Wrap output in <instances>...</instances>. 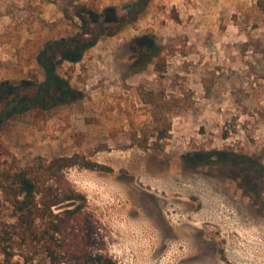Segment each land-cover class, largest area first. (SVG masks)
I'll return each instance as SVG.
<instances>
[{
  "label": "rangeland",
  "instance_id": "374dc122",
  "mask_svg": "<svg viewBox=\"0 0 264 264\" xmlns=\"http://www.w3.org/2000/svg\"><path fill=\"white\" fill-rule=\"evenodd\" d=\"M136 4L0 0V142L18 167L76 157L48 183L118 264H264V0Z\"/></svg>",
  "mask_w": 264,
  "mask_h": 264
},
{
  "label": "trees",
  "instance_id": "16d2710c",
  "mask_svg": "<svg viewBox=\"0 0 264 264\" xmlns=\"http://www.w3.org/2000/svg\"><path fill=\"white\" fill-rule=\"evenodd\" d=\"M146 2L137 0L135 9L128 11L129 16L142 11ZM87 45L80 42L66 48L62 60L77 63ZM40 65L46 78L52 80L55 65L50 60ZM169 127L168 124L156 132V144L166 139ZM13 159L0 142V264L19 263L15 259L32 263L37 257L46 264H118L108 254L103 236L87 215L84 196L48 183L59 169L75 163L76 157L24 167L16 166ZM84 165L110 171L102 165Z\"/></svg>",
  "mask_w": 264,
  "mask_h": 264
},
{
  "label": "flooded vegetation",
  "instance_id": "af4514ba",
  "mask_svg": "<svg viewBox=\"0 0 264 264\" xmlns=\"http://www.w3.org/2000/svg\"><path fill=\"white\" fill-rule=\"evenodd\" d=\"M198 158H200V156H198Z\"/></svg>",
  "mask_w": 264,
  "mask_h": 264
}]
</instances>
